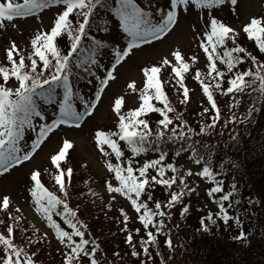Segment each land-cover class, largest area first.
Returning <instances> with one entry per match:
<instances>
[{
    "label": "snow or ice",
    "instance_id": "snow-or-ice-1",
    "mask_svg": "<svg viewBox=\"0 0 264 264\" xmlns=\"http://www.w3.org/2000/svg\"><path fill=\"white\" fill-rule=\"evenodd\" d=\"M226 2L227 0H167L163 7H159L152 0H0V29L6 28L7 23H13L17 18H39L42 23L41 14L45 10L54 11L47 29L37 31L30 39L29 53L25 55L13 42L6 50L7 66H0V174L8 173L10 169L30 161L54 129L61 125L80 127V121L85 116H91L96 109L109 82L116 80L114 73L117 66H122V62H126L125 58L130 57L134 50L139 49L142 44L148 45L166 38L178 26L180 16L186 14L191 7L206 11L218 8ZM230 3L236 5L237 0H230ZM99 9H106L111 14V29L109 20L97 24ZM117 28L119 32L115 31ZM93 30L105 33L113 31L116 36L122 32L126 40V47L122 45L112 49L114 63H111V70L105 71L103 78L97 77L93 68L102 67L98 56L107 45L101 39L90 35ZM240 32L245 34L247 40L254 42L258 54H253L238 43ZM205 36L206 40L201 39L198 46L206 58V70L203 73L199 69L195 70L193 78L199 82L202 95L206 98L207 106L203 107L200 115L208 114L210 123L201 125L198 131L187 126L162 86V66H170L175 75V83L179 86L178 91L182 90L180 103H186L190 98L189 88L185 85V74L190 71L188 61L195 64L198 57L194 55L188 58L181 51L175 50L171 52L172 60L164 58L160 64L141 69L144 78L141 89H137L135 81L127 84V88L133 93L139 91L138 107L125 112L124 96L114 99L112 111L117 118V130H98L94 134L95 146L105 158L104 166L108 173L113 174L106 181L107 193L112 200L119 196L130 203V208L138 214L139 223L146 234V238H140L138 251L133 243V234L127 227L130 217L123 208L119 210L124 224L122 231L126 232V243L132 249L130 255L138 258L142 251L147 258L139 260V264H148V260L152 259L149 246L158 243L156 234L165 228V217L171 218L170 210L183 203L182 198L186 191H194L189 188L186 177L196 175L206 178L214 185L207 191L208 197L220 194L214 201L218 211L215 214L209 212L199 221L205 233L210 231L208 224H216L214 215L228 225L234 219L229 215L228 209L240 203V200L235 199L238 194L237 185L232 183L231 190L225 192L224 181L217 179L218 175H223V165L219 172L214 171L211 151L205 159V155L197 147L200 142L193 141L192 137L208 134L220 121L221 112L216 93L233 97L246 94L248 89L258 93L240 123H244L254 112L260 110L256 103L264 102V56L259 55L264 54V16H253L239 31L211 17ZM61 41L65 42L64 46ZM74 69L82 70L88 77H95L98 81L93 99H85L84 95L74 90L71 78L80 75ZM92 83L93 80L89 79L88 84ZM239 103L236 100L230 107L235 108ZM80 105L82 110H78ZM46 106L58 109L54 117L48 116ZM171 113L176 115L170 116ZM150 114H158L155 129L150 125ZM236 120L237 117L233 114L225 122V126ZM37 121L41 123L37 124ZM174 121H179V124ZM29 132L36 133L30 145L25 139ZM232 139L235 140L236 137L233 136ZM120 142H124L132 157L149 151L158 152L159 156L145 159L135 167L131 158L125 159ZM164 143L179 145L175 151L177 157L182 152H190V159L196 165H201L202 170L195 173L191 169L182 172L173 163H166L168 153L162 148ZM105 146L111 151H107ZM72 147V143L65 139L59 150L50 157L57 191H49L44 186L39 170H32L30 173L29 191L35 212L44 217L48 229L55 233L59 244L67 249L62 253L61 264H102L97 255L99 244L90 239L91 233L87 224L77 215L79 209H73L68 202L73 169L63 167L62 162L66 160ZM113 155L116 162L111 160ZM167 172L171 175H166ZM174 185L177 190H173ZM155 186H163L169 190L166 203L154 200L150 189ZM146 201H152L154 207H150ZM225 202H228L227 207ZM0 208L7 214L10 208L8 196L3 197ZM15 212L19 213L20 209L16 208ZM188 212L189 207L185 205L180 215ZM54 215L60 217L70 231L53 219ZM13 219L19 220V217ZM235 223L239 228L241 221L235 218ZM0 224H4V232L0 234V264H36V253L29 255L16 244L14 227L6 221H0ZM135 232L139 235L141 229L137 228ZM244 237L245 233L240 231L236 239L242 240ZM40 239L37 238L36 242L39 243ZM43 239H47V234ZM28 243H32V240L29 239ZM166 243L171 247L170 238ZM103 264L108 262L104 261Z\"/></svg>",
    "mask_w": 264,
    "mask_h": 264
},
{
    "label": "trees",
    "instance_id": "trees-1",
    "mask_svg": "<svg viewBox=\"0 0 264 264\" xmlns=\"http://www.w3.org/2000/svg\"><path fill=\"white\" fill-rule=\"evenodd\" d=\"M100 20V17L96 20L97 24L100 23ZM247 93L235 97L216 93L215 97L221 112L220 121L217 122L214 129L209 130L208 134L192 137L193 141L200 142L197 147L201 154L205 155V159H207V153L211 151L214 171L219 172L223 165V175H218L217 179L224 181L225 192L231 190L232 183L237 185L238 194L235 199L240 200V203L234 204L231 209H228L229 215L234 219L225 225L214 215L216 224H208L210 231L203 232L199 221L204 219L209 212L213 214L217 212L215 209H218V206L214 201L219 198L220 194H215L211 198L207 195V203L201 196L196 180L192 176L186 177L189 188L194 191H186L182 198L183 203L177 204L170 210L171 218L165 217L166 226L161 233L156 234L152 229L157 235L158 243L149 246L152 259L148 260V264H264V102L256 103V107L260 110L254 112L252 117L244 123H240L239 121L244 118L248 108L252 106L255 97L258 96V93L251 92V89H248ZM180 96L181 93L172 98L169 96V100L176 108L177 113H180L182 119L186 121L187 126L198 131L201 125L211 122L208 119V114L200 115L203 107L207 106L206 102L201 103L200 108H196L191 94L189 100L183 104L180 103L182 100ZM236 100H239V106L231 108L230 105ZM177 104L180 106L178 107ZM233 114L237 117L236 122L228 123L225 126V122ZM175 115L176 113L170 114V116ZM155 122L152 124L153 129L156 126ZM174 123L179 124V121H174ZM233 136L236 137L235 140L232 139ZM203 145L208 147L204 148ZM178 147L179 145L171 143L162 145L163 150L168 153L171 159L169 162L182 172H187L181 167L179 161L183 157L190 158L191 153L182 152L177 157L175 151ZM76 173L79 171L73 169L68 202L73 209H79L77 215L81 221L87 224L91 233L90 239H94L99 244L97 255L102 264L104 261H107L108 264H139V260L147 259L143 256L142 251L138 258L130 255L131 247L125 239L123 244L120 241L123 235L116 226L112 214L113 206L93 185L89 175L81 177L82 181H80V175L76 178ZM166 175H171V173H166ZM208 182L209 188L214 186L210 181ZM48 185L53 189L50 191H57L58 186L55 183ZM73 188H81V190L77 195H74ZM173 190H177L175 185ZM150 191L154 200L166 203L168 189L163 186H155ZM142 199H146V197H142ZM146 202L150 207H154L152 201ZM227 204L228 202H225L226 207ZM185 205L189 207V212L182 216L180 212ZM163 210L169 211L168 209ZM13 214L9 213L12 219L16 217ZM235 218L241 221L239 228L235 223ZM53 219L60 223L65 230L70 231L60 217L54 215ZM12 221L11 226L14 227L16 233V244L29 255L36 253L34 256L36 264H61L62 253L67 251L63 245V252L56 256L48 237L43 239V234L32 226L23 225L21 220L13 219ZM135 229L137 227L129 231L132 232L133 243L136 244L139 251L140 238L142 236L146 238V234L141 230L137 235ZM240 231L245 233L242 240L236 239ZM37 238H41L39 243L36 242ZM169 238L172 241L171 247L166 243ZM29 239L32 240V243H28ZM76 239L78 240V238ZM115 253L119 255H114Z\"/></svg>",
    "mask_w": 264,
    "mask_h": 264
},
{
    "label": "rangeland",
    "instance_id": "rangeland-1",
    "mask_svg": "<svg viewBox=\"0 0 264 264\" xmlns=\"http://www.w3.org/2000/svg\"><path fill=\"white\" fill-rule=\"evenodd\" d=\"M163 1L164 3L158 2L162 7L167 3V0ZM227 1L223 6L206 11H202L194 6L191 7L186 14L180 16L178 26L166 38L160 41H153L148 45L142 44L141 48L134 50L130 54V57L125 58L126 62H122V66H117V70L114 73L117 77L116 80L109 82V85L106 86L105 91L102 93L101 101L98 103L96 109L93 110L91 116L83 118V123L80 124V127L61 125L59 128L54 129L53 133L49 134L48 138L37 149L30 161H26L22 165L10 169L8 173L0 174V202H2L4 196L10 198V208L7 214L0 208V218L6 220L8 224H13V219L9 213H14L13 216L19 217L23 225L32 226L43 235L47 234L55 255L62 253V247L56 240L55 234L48 229L44 217L34 210V204L29 191V177L32 170H39L41 172V179L47 184L53 185L54 166L50 163V157L59 150L62 142L67 139L72 143L73 147L69 150L66 160L62 162V166L65 168L71 167L75 171H79V173H76V178L80 175V181H82L81 177L89 175L93 185L103 193L105 200L111 203L116 226H118L119 232L123 235L120 239L123 244L126 235L122 231L124 224L122 223L123 218L119 210L123 208L130 217L127 224L128 230H131L132 226H140V223L137 219V214L130 208V203L125 198L117 196L115 200H112L111 195L107 193L106 181L110 180L113 174L108 173L104 166L105 158L95 146L94 134L98 130L106 132L116 130L117 118L112 111V105L117 96L122 95L125 98L123 111L126 112L128 111L127 109L131 110L138 107L140 103L139 92L133 93L127 88V84L135 81L137 89L143 86L144 78L141 72L143 67L160 64L164 58L172 60L171 52L179 50L188 58L194 55L197 56L198 61L196 63L198 64H196L194 69H200L203 73L206 70V58L203 55V50L198 45L201 39L206 40L205 29L208 27L211 17H215L239 31L241 26L253 16H264V0H237L236 5H232L229 0ZM53 15L54 11L45 10L41 14L42 23L41 19L33 17L17 18L13 22L15 26H13V23L6 22V28L0 29V61L6 62V50L13 42L18 45V50H22L27 55L30 51V39L37 31L47 29ZM115 31L119 32L120 30L117 28ZM104 37L115 43L118 48L122 45L124 46L126 43L122 32L119 36H116L113 31H109L108 35ZM238 43L253 52V54H258V50L254 48V42L247 40L245 34L242 32H240L238 37ZM109 53L110 55L108 56L110 57L101 58L100 63L102 67L96 69L97 77L103 78L105 71L111 70V63H114V58L112 50ZM259 55L264 56V54ZM189 63L190 66L194 65L191 62ZM160 79L162 85L169 84V90L172 94L180 95L178 91L179 86L175 83V75L172 73L170 66H162ZM92 80L93 83L90 85H81L82 91L87 96L86 99L94 98L95 88L98 86L96 78ZM185 85L191 88L194 104L196 108H200L201 103L206 102V99L202 95L199 82L193 77L191 79L187 78V74H185ZM177 106L179 107L180 104H177ZM46 107L48 116L54 117L58 109L54 106ZM78 110H82V105L78 106ZM150 119H152L151 115ZM48 122H51L50 119ZM38 123H41V121H37ZM35 135V132L26 133L25 139L29 145L31 144V139L35 138ZM120 144L125 152V159L131 158L135 167H138L145 159H154V155L151 152L142 153L138 157H132L130 151L124 146V143L120 142ZM106 150L111 151L107 147ZM111 160L112 162H116L114 155L111 157ZM181 164L186 169H191L193 173L200 170V165H196L193 161L187 159H182ZM153 174L155 173L153 172ZM193 177L197 182L198 189H200L201 196L207 202L205 193L209 187V183L206 182L205 178H200L196 175H193ZM80 190L81 188H73L72 193L77 195ZM198 205L201 204L198 203ZM16 208L20 209L19 213L15 212Z\"/></svg>",
    "mask_w": 264,
    "mask_h": 264
}]
</instances>
